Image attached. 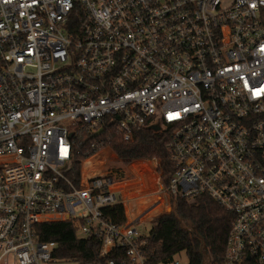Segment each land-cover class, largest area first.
<instances>
[{"label": "built area", "instance_id": "built-area-1", "mask_svg": "<svg viewBox=\"0 0 264 264\" xmlns=\"http://www.w3.org/2000/svg\"><path fill=\"white\" fill-rule=\"evenodd\" d=\"M153 126L170 133L163 194L233 215L208 264H264V0H0V264L59 260L36 231L59 221L107 264H181L150 263L139 230L168 199L132 216L147 183L72 166L84 131L98 146ZM117 205L123 222L106 212Z\"/></svg>", "mask_w": 264, "mask_h": 264}, {"label": "trees", "instance_id": "trees-1", "mask_svg": "<svg viewBox=\"0 0 264 264\" xmlns=\"http://www.w3.org/2000/svg\"><path fill=\"white\" fill-rule=\"evenodd\" d=\"M76 138L78 145L73 151L72 166L79 170L82 161L92 156L98 158L99 161L95 164L101 171L117 173L120 170L121 174H118V178L114 180L116 188L123 187L126 191L130 190L129 188L134 185H131L128 178H157L153 175L154 164L140 160L159 158L162 181L167 185L171 179L174 165L167 149L170 138V133L167 131L145 128L137 132L131 142L123 141L113 134L110 140H105L98 146H92V142L99 141L100 138H94L88 132L84 131ZM104 147H110L124 163H132L123 166L108 148L98 152ZM142 185L144 187L145 183ZM135 186L139 185L135 184ZM143 190L145 191L146 188ZM126 194L129 196L132 193ZM171 201L173 211L160 215L152 221L146 245L149 262L163 261L183 251L189 256V264H208V257L219 258L225 249L226 236L233 215L207 194L192 197L172 196ZM106 212L117 222L125 220L123 205H117L112 210L107 209ZM36 231L40 240L57 242L58 248L54 256L59 259H71L79 264L95 262L107 264L108 259L113 257L111 254L101 258L99 240L92 237H78L77 230L70 221L38 223Z\"/></svg>", "mask_w": 264, "mask_h": 264}, {"label": "rangeland", "instance_id": "rangeland-1", "mask_svg": "<svg viewBox=\"0 0 264 264\" xmlns=\"http://www.w3.org/2000/svg\"><path fill=\"white\" fill-rule=\"evenodd\" d=\"M111 149V148H110ZM151 163L154 164V169L156 166H158L157 169H159V172L161 171V160L159 158H153V159H149ZM140 161H147V160H140ZM123 162V161H122ZM132 163V162H131ZM124 163V165H130ZM123 165V166H124ZM117 174H121L120 170L117 171ZM154 176H156L157 178H128V180L131 182V185L138 184L139 186L142 185V183H147L148 188L146 189V194L147 195H141L138 196L136 199H134L132 201V203L130 204V206L128 207V211L131 212V215L133 216H137L140 212H143V210H145L148 205L150 206L152 204V201L154 198L157 199H164V200H169L170 201V205L169 207L165 210H163L162 212L158 213L157 215L151 217V218H147L146 221H144L140 226H139V230L142 234L148 235L150 230H151V226H152V221L153 219L157 218L160 215L163 214H168L171 213L174 209L171 198H167L168 196L164 195V190H165V185L164 182L162 181V175H161V179L158 178V175H156L155 173H153ZM156 184H154L155 182ZM151 183V186H149V184ZM154 185L156 186V188L154 189ZM145 188V187H144ZM153 195H155L153 197ZM157 195V196H156ZM175 260L179 261L181 264H189V256L188 254L183 251L178 253L175 256ZM45 264H79L77 261L75 260H63V259H59L56 262H51V263H45ZM88 264H103L100 262H95V263H88Z\"/></svg>", "mask_w": 264, "mask_h": 264}, {"label": "bare ground", "instance_id": "bare-ground-1", "mask_svg": "<svg viewBox=\"0 0 264 264\" xmlns=\"http://www.w3.org/2000/svg\"><path fill=\"white\" fill-rule=\"evenodd\" d=\"M97 161H99V159L93 158L92 156L82 163V174L84 178L99 174H111L114 177L113 180H115V178H118L119 175L115 171H101L95 164V162Z\"/></svg>", "mask_w": 264, "mask_h": 264}, {"label": "water", "instance_id": "water-1", "mask_svg": "<svg viewBox=\"0 0 264 264\" xmlns=\"http://www.w3.org/2000/svg\"><path fill=\"white\" fill-rule=\"evenodd\" d=\"M152 129L155 130V131H157L158 130V127L153 126Z\"/></svg>", "mask_w": 264, "mask_h": 264}, {"label": "crops", "instance_id": "crops-1", "mask_svg": "<svg viewBox=\"0 0 264 264\" xmlns=\"http://www.w3.org/2000/svg\"><path fill=\"white\" fill-rule=\"evenodd\" d=\"M118 159H119V158H118ZM119 160H120V159H119ZM84 161H85V160H84ZM84 161H83V162H84ZM120 161H121V160H120ZM121 162H122V161H121Z\"/></svg>", "mask_w": 264, "mask_h": 264}]
</instances>
